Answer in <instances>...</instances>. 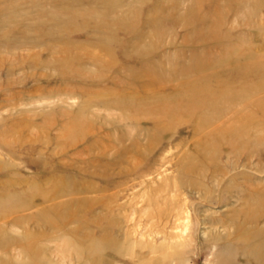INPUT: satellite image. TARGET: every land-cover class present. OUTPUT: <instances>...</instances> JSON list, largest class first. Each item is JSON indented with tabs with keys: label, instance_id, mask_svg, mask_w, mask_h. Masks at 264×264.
I'll return each mask as SVG.
<instances>
[{
	"label": "rangeland",
	"instance_id": "obj_1",
	"mask_svg": "<svg viewBox=\"0 0 264 264\" xmlns=\"http://www.w3.org/2000/svg\"><path fill=\"white\" fill-rule=\"evenodd\" d=\"M232 110L248 151L197 129ZM258 201L264 0H0V264H217L233 220L264 254Z\"/></svg>",
	"mask_w": 264,
	"mask_h": 264
},
{
	"label": "bare ground",
	"instance_id": "obj_2",
	"mask_svg": "<svg viewBox=\"0 0 264 264\" xmlns=\"http://www.w3.org/2000/svg\"><path fill=\"white\" fill-rule=\"evenodd\" d=\"M58 51L66 54V52L68 50L65 48V46L64 47L61 46V48L58 47ZM218 89L221 91V93H226V92H228V90H230L228 87H220ZM240 97L242 98L243 96L240 95ZM202 99H203V97H202ZM185 104L186 103L184 102L182 105H185ZM177 106L178 105H176L175 106L176 108L173 109V110H176L175 111L176 113H178V111H177L178 109H181L183 107V106H180V107H177ZM186 106H188V108L192 107V105L190 103L188 105L186 104ZM231 106H234V104H232ZM207 114H209V112H205L204 114L201 112L200 116H202V118L197 120V129L200 130V129L205 128V130H203V131L206 132L207 135L209 133L208 131L211 130L212 133L210 136L216 135L217 137L223 136L225 139L227 138L226 143L222 144L224 149L227 148L233 152H236L238 149V145H239L238 142H240L241 144L244 145V146L242 145L243 146L242 148H244L246 151H248V149H249L248 146L250 145L249 140L252 138V135L249 134L250 130H247V128L243 127V125L245 126L244 123H248V121L251 119H252L251 122H253L254 116L252 115V113H250V112L249 113H245V112L244 113H239V112L235 113L234 110H232V112L230 113V115H232V118L227 120V123H224L225 125L223 124L221 126H217L218 123L216 125L210 123V121H208V120L211 118H208L209 116ZM180 115H187V113H182ZM221 115H222V113H221ZM237 128H239V129L236 130ZM256 138L259 139V136H256ZM215 139H217L219 141L218 138H215ZM214 142H216V140H214ZM220 143H219V145H220ZM219 145L216 146V145H214V143H211V144H210V142L208 143V145H207L208 149L214 153V155H212V157H214L216 155L215 153L218 151V149L220 151L221 146H219ZM239 147H241V145H239ZM184 170L186 171L187 168L185 167ZM190 170L193 171L194 166H191ZM202 172H205V171L201 170L200 173H202ZM213 178H214V176H213ZM215 184L217 186V182ZM226 188H224V189H226ZM224 189H223V191H224ZM202 190H204V189H202ZM252 206H253V209L250 212L251 213L250 216H253V215H256V213H259L263 209L262 207L264 205H262V203L258 201V202L252 203ZM8 210H10V208H6V206H3V205L0 206V219L3 218L4 216H6V214L8 213ZM182 212H183L182 213L183 215H181V217L179 215L177 217V220L182 221V224H181L182 225L181 226L182 232L186 233V231L191 229V215H190L189 211L186 209H183ZM215 223L216 222H214V224ZM218 223H219L218 224L219 226H222L225 229L233 228L234 230H236V234L235 233L232 234L233 239L238 240V241L242 240V241L237 245V249L232 248L230 246V245H232V244H230V242L226 243L225 246L222 248V251L220 252V256L218 255V259H217L218 263L217 264H231L230 262H231L232 258L234 257L237 250L241 251L244 254H248L252 257L262 259L263 264H264V254H263L262 249H261L262 242L261 243H260V241L256 242L254 245L245 244L244 239L247 238L246 237L247 233L239 230L240 226L237 225L234 222V220L232 222L229 221V224H228V221H221V222L219 221ZM261 235H263V234L260 233L259 236H261ZM232 236H230L229 234H226V238H231ZM169 257H173V255H171ZM228 258H230L231 260H228ZM171 263L172 262H170L169 264H171ZM183 263H185L184 259H183V262L181 264H183Z\"/></svg>",
	"mask_w": 264,
	"mask_h": 264
}]
</instances>
